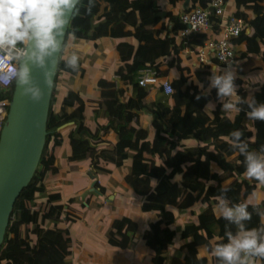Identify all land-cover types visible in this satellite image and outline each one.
<instances>
[{
	"label": "trees",
	"instance_id": "1",
	"mask_svg": "<svg viewBox=\"0 0 264 264\" xmlns=\"http://www.w3.org/2000/svg\"><path fill=\"white\" fill-rule=\"evenodd\" d=\"M160 0H81L79 14L72 17L67 32H75V37L84 40H96L99 33L114 39L134 38L136 42L120 41L117 44L122 64L116 71L122 86L115 79L101 78L98 86L101 92L99 101L103 115L109 117L108 125L102 127L103 136L110 128L117 132L115 144L100 145L105 140L89 131L86 126L85 100L79 91L70 90L65 96L59 111H55L56 85L62 70L69 69L72 75L83 76L85 68L79 71L66 68L63 61L58 65L55 86L47 122L46 144L39 167L29 186L20 193L5 235L0 246V264H73L67 261L68 239L65 229H46L37 226L32 230L36 234V247L31 245L28 236L22 235L24 212L22 202L31 206L34 181L46 177L59 176L60 170L56 163L58 153L68 136L73 145L70 161L90 160L91 168L96 167L100 160L111 159L117 167H122L134 151L131 171L125 176L127 184L133 191L144 197L141 209L144 212H155L156 218L145 230L143 238L150 250L153 264H168L169 248L175 243L178 231L174 227L176 213L171 207L181 211L193 208L199 201L206 205L198 214L197 221L183 226L180 232L183 243L179 247L182 256H175L171 264H218L215 257L212 262L208 256L200 255V247L204 246L211 254V249L220 242L226 241L225 232L235 226L218 216L214 209L216 198L228 195L238 184V178L244 175V157L231 146V133L239 130L242 139L248 142L249 150L259 151L264 146V121H252L244 116L239 123L230 117L221 115L218 110L215 116L206 111L210 101L217 106L216 89L210 95L203 93L209 88V77L213 66L218 61L197 66L198 81L202 87L193 84L189 71L181 67L180 52L187 47L202 45L212 34L220 31L219 17L210 6V0H191L186 10L200 5L210 11L211 31L191 33L180 42L176 40L178 32L184 28L179 16L170 15L172 21L169 32L162 34L157 26L162 21L158 2ZM176 3L177 0H171ZM235 15L246 20V27L239 37L232 39L236 45L245 44L247 49L239 57L237 72L245 74L257 68L264 69V0H235ZM246 10L252 11L250 15ZM251 27V32H248ZM70 38L65 37L66 46ZM177 57L181 74L172 81L173 93L168 97L172 105L164 101L165 95L161 88L150 89L135 81V73L148 66L158 70V76H166L167 70H160L163 63L171 66L170 57ZM192 83L190 91L188 85ZM137 88L135 97L126 98L127 86ZM15 85L0 97L12 98ZM57 94V93H56ZM162 97H157V95ZM200 96V99H197ZM167 98V97H166ZM124 101V102H122ZM218 107V106H217ZM146 109L153 117L155 128L154 140L145 128L132 125L139 121L140 111ZM63 127V128H61ZM135 134L131 138V134ZM190 137H203L205 145L186 147L183 141ZM212 163L219 169L212 170ZM77 170L76 166L72 167ZM42 178L34 192L39 197L45 192V181ZM95 188L100 195L106 193V187L96 182ZM227 189L222 193L221 189ZM243 193L231 204L246 203L252 213V220L246 222L249 228L256 227L260 218L256 215L257 205L253 190L248 181L243 182ZM96 193L95 191H93ZM247 193L246 197L243 194ZM139 230L138 222L127 215L117 213L112 228L107 233L108 242L121 249H126ZM72 243V236L69 235ZM71 246V244H70Z\"/></svg>",
	"mask_w": 264,
	"mask_h": 264
},
{
	"label": "crops",
	"instance_id": "2",
	"mask_svg": "<svg viewBox=\"0 0 264 264\" xmlns=\"http://www.w3.org/2000/svg\"><path fill=\"white\" fill-rule=\"evenodd\" d=\"M191 0H177L176 3H173L171 0H160L158 2L160 15L163 17L162 21L158 24V28L161 29L163 35L169 32L170 36L174 33L171 31L172 29V21H170V15L179 16L180 13L186 10V7L189 6ZM237 11V5L235 0H226V15L235 14ZM248 14L251 16L254 15L252 11L246 10ZM252 30V29H251ZM248 31V32H251ZM211 31V28L205 32ZM219 33V32H218ZM217 33V34H218ZM217 34H212L208 39L215 37ZM190 36V35H189ZM184 37H181L178 34L176 35V40L178 42L182 41ZM120 41H130L136 42L134 38H123V39H114L110 37H105L102 33L98 34L96 40H84L76 38L70 39L66 49H65V56L71 54L72 52H76L80 58L81 65L85 68V74L83 76L77 75L74 76L70 72L69 69L62 70L58 77V82L56 85V91H59L60 94V101H58V105L54 102V109L55 111H59L65 96L67 95L68 91L70 90H77L79 91L80 96L85 100L86 109H85V117H86V126L89 131L93 134L92 136H99L102 137L105 141L100 145H109L115 144L117 141L118 135L115 130L110 128L109 133L103 136L102 127L108 125L109 117L103 115V111L100 109L99 101L101 99V92L98 86V81L101 78H108V79H115L119 86H122V82L120 81L119 76L116 75V71L119 66L122 64L120 60L119 53L117 51V44ZM206 41V40H205ZM204 41V42H205ZM204 44V43H203ZM202 44V45H203ZM236 45V44H235ZM200 45H195L192 47H187L180 52V64L182 68H185L186 73L189 71V75H191L190 79H192L193 84L199 85L200 88L202 87L201 83L198 81V72L197 66L201 65L198 62L197 57V49ZM236 49L238 51V57L236 62L231 66L236 71V79L235 84L237 87V95L244 103L238 104L237 107L241 110L239 112H232V113H224L221 110V102L217 100V106L214 102L210 101L212 107L206 108V111L211 116L216 115V111L221 113V115H225L230 117L236 124L239 123L244 116H246V112L248 111L247 103L251 100L255 99L257 102L264 103V69L257 68L245 74H240L237 72V64L239 61V57L244 53L247 49L245 44L236 45ZM179 55H175L174 57H170L172 64L169 66L167 63H163L160 66V70H167L168 73L166 76H161V78H167L170 81L178 78L181 74V69L178 67L177 57ZM229 67L226 64L214 65L213 68L216 69H225ZM158 70L153 67H142L135 73V81L137 82L138 77H140L145 72H153ZM64 75L61 77V74ZM212 74V73H211ZM160 77V76H159ZM192 83H190L187 89H191ZM126 98L129 96L135 97L137 95V88L134 85L127 86ZM150 89H158V87H151ZM192 91V90H191ZM203 93L206 95H210V90L207 88L203 90ZM164 101L172 105L173 101L168 97L170 95H163ZM157 97H162V95H157ZM167 97V98H166ZM124 102V101H122ZM208 103V104H209ZM153 117L152 114L143 109L140 111L139 121L137 123L133 122L132 125L139 128H145L150 133V139L154 140L155 135V128L152 125ZM131 138L135 137V134L130 135ZM186 147H197L201 145H205L207 140L203 137H190L183 141ZM68 136V131L64 134V140L60 151L57 157V165L60 170V174L57 177L50 178L49 172L46 171V177L43 180L45 181V192L42 193L39 197L34 196V192L36 188L39 186L38 184L41 182L42 179L38 181L36 187H34L32 193V202L31 206L27 207L25 202H22L21 208L24 212V224L22 227V235L24 237L28 236L31 245L36 247L37 236L36 234L32 233V230L37 226H41L46 229L50 228H59L65 229L67 232V239H68V255L67 261L73 264H77L81 260H83L87 255L88 252L91 253V256H99L98 258H102L106 256L107 264H153L150 258V250L149 247L146 245L145 240L143 238V234L146 229H148L149 224L151 221L155 220L156 215L155 212H144L141 209L140 211L142 214H154L153 218L149 220L147 225H142L139 218L135 215H127L134 218L139 224V230L134 235L133 241L130 246L126 249H121L116 246L111 245L108 242L107 233L106 232L104 237V244L101 245V250L98 248L99 240L96 238L97 233L95 229H93L90 225L85 226V223H78L77 225H70L64 223V218H66V209L69 207L70 204H78L82 206L81 202L78 200L79 198L77 195H81L84 193L85 195L82 197L85 200H88L92 206H101L99 203H96L92 200L93 197L97 198L96 200L104 201V195H100L91 191L89 189H83L86 184L87 180L82 176V167L80 166L83 162H88L89 166L88 169L92 170L90 160H78V161H70L69 156L73 153V145ZM135 152L130 151L129 158L124 162L122 167H117L116 163L111 159L103 160L101 159L100 165L108 166L112 165L114 167L113 173L110 176V179L107 184L113 180V176L116 172L123 170L125 172V176L130 173L132 160ZM60 158L63 160V165H60ZM69 164V165H66ZM73 166L77 167V170H73ZM212 170L217 171L219 167L212 163ZM88 170V171H89ZM87 171V174H88ZM97 172V171H96ZM71 174V175H69ZM70 176L71 179L65 183L64 179L66 176ZM99 179H100V174ZM89 176V175H88ZM124 176V182L125 180ZM64 178V179H63ZM90 178V176H89ZM91 179V178H90ZM92 180V179H91ZM99 181V180H98ZM248 181L250 186L253 190L254 197L256 199L257 205L261 208H264V185H260L254 180H248L245 176H241L238 178V184L233 188V190L228 195L227 200L230 201L233 199H237L243 193V182ZM35 182V181H34ZM92 184V183H91ZM126 184V183H125ZM106 185V184H104ZM128 188H131L128 184H126ZM105 187V186H104ZM108 187V185L106 186ZM132 189V188H131ZM133 191V189H132ZM134 192V191H133ZM134 194L142 199V203L144 201L143 196L137 195L135 192ZM70 196H74L73 199L68 200ZM247 193L243 194V197H246ZM56 199V201H53ZM91 199V200H90ZM141 203V205H142ZM62 205V207H60ZM206 205L199 201L193 208L181 211L177 207H171L173 210L178 209L179 213L176 212V222L174 227L178 231V234L175 238V243L169 248L168 254V264H171L173 257L175 256H182V253L179 251L180 245L183 243L181 239L180 232L184 225L192 222L197 221L198 214L205 209ZM214 209L216 214L219 216L218 212L216 211V201L214 203ZM96 210V209H93ZM97 211V210H96ZM123 214L121 212H118ZM190 214L194 217V220L185 222L182 225L178 226V218L179 215L186 216ZM117 213L114 214V216ZM126 215V214H124ZM113 216V219H114ZM113 222V221H112ZM80 224V225H79ZM112 228V225H111ZM110 228V229H111ZM109 229V230H110ZM140 231V233H139ZM140 234V238L137 237V234ZM72 236V243L69 239V235ZM71 244V246H70ZM100 253H99V251ZM171 255V256H170ZM200 255L208 256L210 261L212 262L213 256L210 254L204 246L200 247Z\"/></svg>",
	"mask_w": 264,
	"mask_h": 264
},
{
	"label": "clouds",
	"instance_id": "3",
	"mask_svg": "<svg viewBox=\"0 0 264 264\" xmlns=\"http://www.w3.org/2000/svg\"><path fill=\"white\" fill-rule=\"evenodd\" d=\"M81 0H0V90L11 85L33 102L43 99V89L33 76V69L43 75L45 87L55 86V69L61 61L66 68L79 71L76 52L65 56V37L75 39V32H66L72 17L79 14ZM92 0H89V10ZM236 71L229 67L213 68L209 90L216 89L224 113L239 112L244 103L237 95ZM200 99V96H197ZM212 107L211 103L206 108ZM246 116L252 121H264V103L255 99L247 103ZM239 131L231 133V146L244 157V176L264 185V146L249 150V144ZM222 193L227 189L222 188ZM246 203L229 204L225 195L216 198V211L235 232H225L226 241L217 243L211 254L218 264H264V208L255 206L260 223L249 228L252 213Z\"/></svg>",
	"mask_w": 264,
	"mask_h": 264
},
{
	"label": "water",
	"instance_id": "4",
	"mask_svg": "<svg viewBox=\"0 0 264 264\" xmlns=\"http://www.w3.org/2000/svg\"><path fill=\"white\" fill-rule=\"evenodd\" d=\"M250 30L251 27H248V31ZM57 70L58 66L54 80ZM33 76L43 89V99L38 103L33 102L15 86L7 119L0 134V246L5 239L15 203L22 190L34 178L46 144L54 87L51 90L45 87L39 69H33ZM88 175L92 179L91 191L99 193L95 188L99 180L98 173L89 170Z\"/></svg>",
	"mask_w": 264,
	"mask_h": 264
},
{
	"label": "rangeland",
	"instance_id": "5",
	"mask_svg": "<svg viewBox=\"0 0 264 264\" xmlns=\"http://www.w3.org/2000/svg\"><path fill=\"white\" fill-rule=\"evenodd\" d=\"M63 75L64 73L61 74V77ZM59 99L60 94L59 91H57L56 105H58V101H60ZM100 164H102L101 161L96 167L92 168V170H95L97 171V173L100 174L99 183L105 187L108 185V187H106V193L103 197L104 201L96 200L97 198L95 197H93L92 200L96 203H99L101 206H92V204L89 203L88 200L82 198L85 195L84 193L82 194V196L78 194L77 197L75 196V198L76 200L77 198H79L78 200L81 202L82 206L78 204H70L69 207L66 209L67 219L64 218V223L70 225L85 223V226H89L92 223L90 226L95 229V232L97 233L96 238H98L99 240L98 248L100 249V251H102V247L100 244H104L105 234L111 228L113 216L115 213L121 212L126 215H136L139 218V221H141L142 225H147L149 220L153 218L154 214H142V212L140 211L142 199L136 196L131 188L127 187V182H124L125 172L123 170L116 172L113 176V180H111L107 184L106 182H108V180L110 179L114 167L112 165L103 166ZM60 165H63V160L61 158ZM66 165L69 164L66 163ZM80 166L82 167L83 171L82 176L87 180V184L83 189H89L91 188L92 183V180L87 174V171L89 170V164L88 162H83L80 164ZM69 175L66 176L65 179L63 178L65 183L71 179ZM42 178H44V173L42 175ZM38 181L33 182L34 187H36ZM73 198L74 196H70L68 200H71ZM53 201H56V199H54ZM60 207H62V205H60ZM93 209H96L97 211ZM174 211L177 214L179 213L178 209L174 208ZM192 220H194V217L189 213L186 216L179 215L178 226ZM139 233L137 234L138 238H140ZM98 257L99 256H91V253L88 252V255L77 264H107L106 256L102 258Z\"/></svg>",
	"mask_w": 264,
	"mask_h": 264
},
{
	"label": "built area",
	"instance_id": "6",
	"mask_svg": "<svg viewBox=\"0 0 264 264\" xmlns=\"http://www.w3.org/2000/svg\"><path fill=\"white\" fill-rule=\"evenodd\" d=\"M210 6L215 9L220 19V31L197 49L198 62L205 64L215 59L220 64L232 65L238 57V51L232 39L240 36L246 27V20L235 14L226 15V0H210ZM179 17L184 24V28L179 31L181 37L189 36L191 33L205 32L211 28L210 11L200 5L182 11ZM137 82L145 88H161L165 95L173 93L172 81L159 77L156 71L143 73L138 77ZM13 85L0 90V92L6 93ZM9 103V98L0 97V134L7 119Z\"/></svg>",
	"mask_w": 264,
	"mask_h": 264
}]
</instances>
